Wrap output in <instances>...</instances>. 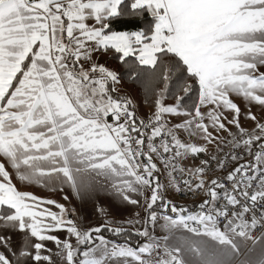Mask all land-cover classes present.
<instances>
[{
  "label": "snow or ice",
  "instance_id": "1",
  "mask_svg": "<svg viewBox=\"0 0 264 264\" xmlns=\"http://www.w3.org/2000/svg\"><path fill=\"white\" fill-rule=\"evenodd\" d=\"M117 22L138 27L118 31ZM109 52L121 64L134 57L152 70L145 91H155V111L147 122L137 124L130 98L113 95L118 73L94 61V53ZM260 67L264 0H0V264H53L44 254L51 251L46 242L56 245L66 264H77V255L83 257L79 264H264V123L249 108L245 118L255 128L242 127L241 108L230 98L235 94L264 106ZM177 74L182 83L175 104L165 105L164 93ZM160 81L164 87L157 89ZM197 86L193 110L181 111L184 97ZM165 114L190 119L169 127ZM181 129L205 143L183 142ZM220 132L253 160L238 163L223 180L206 177L208 159L189 169L175 163L208 154L207 145L220 139ZM253 145L259 151L253 152ZM153 154L175 191L203 192L198 211L165 199ZM226 159L211 156L221 170ZM8 167L22 182L67 184L78 199L103 192L139 205L131 194L144 197L147 215L135 235L147 242L135 248L110 244L100 233L113 220L82 230L63 204L18 190ZM42 204L60 211L39 210ZM97 211L107 215L103 207ZM158 220L161 237L148 228ZM62 230L69 239L52 234ZM13 233L22 234L19 248L12 244Z\"/></svg>",
  "mask_w": 264,
  "mask_h": 264
},
{
  "label": "crops",
  "instance_id": "2",
  "mask_svg": "<svg viewBox=\"0 0 264 264\" xmlns=\"http://www.w3.org/2000/svg\"><path fill=\"white\" fill-rule=\"evenodd\" d=\"M259 71L264 72V67H260ZM124 86L127 87L126 84H124ZM122 95H126V93ZM230 98L233 99L238 98L239 100H241L244 106H249V104L246 103L242 97H238L235 94H230ZM131 101L134 106L135 113L137 114V116H139V118H141V113L138 112L137 106L136 104H134L135 102L132 99ZM258 107L261 108L260 105H257L256 108L254 109L256 110L258 109ZM256 111L258 112V110ZM260 122L263 123L264 119L261 120ZM241 125L249 131L255 128V123L252 120L246 118L243 121H241ZM0 160H3V158L0 157ZM8 170L12 174V183L18 188V190L31 192L33 195L40 197L43 200L51 199L59 204L62 203L65 206V208L69 209L71 212L74 209L75 211L74 213L72 212L73 213L72 216H75L77 220H79V224H80L79 226H85V224H87L92 228L103 225L105 223V220H113L116 223L112 225H108L107 227L121 226L124 229H129L135 232L136 229L142 228L141 223L135 224L133 226L131 224L126 223V221L135 220V219H140L141 221L142 217L147 215V213L144 211V203H145L144 197L138 196L136 194H131V195L134 199H138L140 201L139 205H131L127 202L122 201L116 196L107 195L103 192H101L98 197L92 196V197H82L78 199L67 184L55 183L49 185V183L45 181L42 185H37L35 183L22 182L17 178L14 170H12L10 167H8ZM50 188H55L56 190H50ZM60 189L63 190L61 191ZM148 192L150 191L146 190L145 195H150L148 194ZM65 196L68 197L67 200L64 199ZM46 206L44 208H46ZM98 206L103 207L106 210L107 215H101V213L97 211ZM48 207H52V206L48 205ZM43 209H39V210H43ZM137 212L139 213V217L136 216ZM159 221L160 224L163 223L162 220ZM58 233H62V232L57 231L52 234H58ZM65 233L67 232L65 231ZM151 234H153L156 237H161L165 235V233L162 230L160 231L159 234H157L155 228L153 229V231H151ZM12 235H13V240H12L13 246L19 248L22 245V234L13 233ZM98 242L99 241H96V243ZM46 244H47V248L50 249L51 251L56 249V245L53 242H46ZM110 244H115V243L110 242ZM83 246L85 248L87 247L85 245Z\"/></svg>",
  "mask_w": 264,
  "mask_h": 264
},
{
  "label": "rangeland",
  "instance_id": "3",
  "mask_svg": "<svg viewBox=\"0 0 264 264\" xmlns=\"http://www.w3.org/2000/svg\"><path fill=\"white\" fill-rule=\"evenodd\" d=\"M89 23H92V21H89ZM93 59H94V61H96L98 63H102L106 67H108L109 69L115 71V68H114L113 64L111 62H109L105 57L100 56L98 53H94ZM85 66L87 67L88 65L86 64ZM116 88H117V92H116L117 94H125L126 93V95H124V96H126V97L128 96V98L132 99L135 102L134 104H136V106H138V105L141 106V109L144 112V115L141 114V118L148 119V117L150 115H152V113H154V111H155L154 101L156 99V95H155V97L152 100H150L149 103H147L144 106L142 98L137 96L136 90H134L131 86L127 85V87H125L124 83L120 82V84H118L116 86ZM164 95L166 97V92L164 93ZM137 98H140V99L138 100ZM231 99L235 103H237L240 106V108H241L240 124H241V121H243L245 119V114H246V112H247V110L249 108L251 109V112L257 117L258 121H261V120L264 119V106H261V108L258 107V109H256V110H258V112H257L254 108H256V106L258 104L252 103L249 106H244L242 104L241 100H239L238 98H234V99L231 98ZM163 103L165 105H172V104H175V101H168L167 98H165L163 100ZM201 111H206V109L202 108ZM225 115H227L228 118L231 119V115H232L231 113H225ZM258 115L260 116V118H259ZM163 119H164V121L168 122V126L171 127L174 124L183 123L186 119H190V117H186V116H183V115H168V114H165ZM205 122L207 123V121H205ZM227 126H228V128H229V130L231 132L238 133V130L233 125L229 124ZM213 134L216 135L215 132ZM177 135H178V138H180L183 142H186V143L187 142H192V143H196L198 145H201V144L205 143L203 140H201L199 138V135L190 137L189 134L187 132H185L184 130H182V129L181 130H177ZM219 137H220V139H218V140L214 141L213 143L207 145L208 154H203L202 153V154H200L197 157L188 156L187 158H183L184 167L186 169H189V168H194L196 166H199L200 160L208 159V158H210L212 155H214L218 151V149H217L218 145H219V149H220L222 147V145H226L232 139V137H230L227 132H220L219 133ZM148 194H150V192H148ZM60 204H62V203H60ZM48 205L49 204H42L40 209H43L46 206L47 209L52 210L54 212L56 211L57 213H59L60 210L58 208H56L55 205H50L52 207H48ZM158 214H160V213L158 212ZM72 215H73V213L69 210V217L71 219H73L74 221H76L77 226L80 227L82 230H87V229L91 228L87 224H85V226H79L80 225L79 224V220H77V218L75 216H72ZM145 217L146 216H143L142 219H141L142 228L144 226L143 225V221H144ZM148 228H149V231L151 233V231H153V227L151 225H148ZM155 229H156L157 234H159L160 231H161L160 221L159 220H158V222H157V224L155 226ZM60 232H62V233H58V234H54V235H57L58 238H60L62 240L63 239H69L68 233H65V231H63V230L60 231ZM140 239H141V242H140L139 245H142L143 243L147 242V239L144 238V237H140ZM71 242L75 246V244H76L75 237H71ZM0 250H2V249H0ZM80 250L84 251V250H86V248L83 245H81L80 246ZM57 251H58V249L56 247L55 250L50 251V252H45L44 254L52 256L53 264H66V262L64 260H62L60 257H58L56 255ZM82 258H83L82 256L77 255V257H76L77 264H79V260L82 259ZM28 263L29 264H33V262L31 260L26 261V264H28Z\"/></svg>",
  "mask_w": 264,
  "mask_h": 264
},
{
  "label": "trees",
  "instance_id": "4",
  "mask_svg": "<svg viewBox=\"0 0 264 264\" xmlns=\"http://www.w3.org/2000/svg\"><path fill=\"white\" fill-rule=\"evenodd\" d=\"M148 20H150V17H147ZM138 25L134 24H128L126 22H117L113 25V28L118 31H129V30H136ZM100 56L105 57L109 62H111L115 68V71L118 73V76L120 78V82L127 84L131 86L134 90L137 92V96L142 98L143 104L146 105L147 103L152 100L156 93L155 91H145V82L148 80L151 69L144 66H139L136 62L134 57L127 58L126 64H121L120 61L113 55V53L109 52L107 54L104 53H98ZM128 65H135L134 68H130ZM133 72L138 73L135 78H132ZM157 75H159V70L157 71ZM178 75L172 76L170 82H169V88L166 92V98L168 101H175V95L177 93V88L179 86V83H182V81L178 80ZM186 75V74H185ZM157 89H162L164 87L163 81H160L157 85H155ZM183 95V93H180ZM114 96H124L122 94L113 93ZM198 99V86L193 91H191L189 94H187L184 97V100L182 101L181 110H193L192 106L195 104V102ZM135 111V109H134ZM157 212L162 213L155 209ZM126 231L121 234H116L114 232L108 231L107 227L100 233L107 241L119 245L127 244L131 247H137L140 242V236L135 235V232L125 229ZM96 235L95 233L93 234Z\"/></svg>",
  "mask_w": 264,
  "mask_h": 264
},
{
  "label": "built area",
  "instance_id": "5",
  "mask_svg": "<svg viewBox=\"0 0 264 264\" xmlns=\"http://www.w3.org/2000/svg\"><path fill=\"white\" fill-rule=\"evenodd\" d=\"M138 100L140 98H137ZM138 104V103H137ZM137 110L139 113H141L142 115H144V112L141 109V106L138 105L137 106ZM137 124H139L140 120H145L147 122L148 119H141L139 118V116H137ZM145 131H150V129H145ZM135 135V134H134ZM239 138V137H238ZM169 142L170 141V138ZM159 140L160 138H156L155 143L158 145L159 144ZM145 150H146V146H145ZM255 151H259V148L256 145H253V152ZM231 154H236L239 156H243L244 159L241 161H231L230 159V155ZM165 156L170 155V154H164ZM214 155L218 156L219 159H226V166L224 169H219L217 167V163L216 161L211 160V157L208 158L209 163H210V170L206 172V177L207 178H214V177H220L221 180H223V178L227 175L228 171H230L231 169H233L234 167L237 166L238 163H245L248 161H252L253 157L249 156L248 153L243 150L242 148H233L232 145L230 143H227L226 145H223L219 151H217ZM143 159V158H141ZM153 159L154 162L157 163V166L161 169L159 173H156V175L159 176L160 179V183L162 185H164V196L165 199L170 200L172 203L176 204L178 207L179 206H183L186 207L190 212H195L198 211V205L203 201V199H205L206 197L204 196L203 192H196L195 194L186 190H182L180 192L175 191V189H173L172 187L169 186V182H168V177H167V173L164 171L163 169V165L160 164V161L158 158H156L155 154H153ZM175 163L179 164L180 166L184 167L183 164V157L177 158ZM185 168V167H184ZM186 169V168H185ZM174 175L176 176L178 182L180 181V174L174 173ZM183 184L181 183V188H183ZM158 211L162 212L163 210L160 207H156ZM169 215H175L172 214L169 210V212L167 213Z\"/></svg>",
  "mask_w": 264,
  "mask_h": 264
}]
</instances>
